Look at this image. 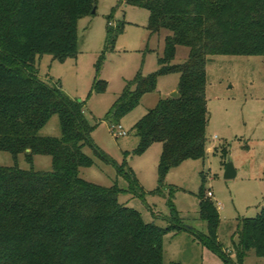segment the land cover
<instances>
[{
    "label": "trees",
    "instance_id": "1",
    "mask_svg": "<svg viewBox=\"0 0 264 264\" xmlns=\"http://www.w3.org/2000/svg\"><path fill=\"white\" fill-rule=\"evenodd\" d=\"M99 0H0V150L15 157L48 154L53 170L37 172L0 167V264H165L163 239L168 231L189 230L228 264H242L255 249L264 257V208L244 218L234 235L238 263L219 241L218 207L201 196V217L208 235L177 219L167 228L145 223L141 214L118 199V186L102 187L80 176L93 164L89 145L116 163L93 140L94 127L85 102L70 98L59 84L37 73L35 58L45 53L59 60L79 51L78 22L93 15ZM145 8L152 34L168 30L159 69L139 73L126 84L111 112L112 126L157 89L158 78L179 73L178 97L160 99L136 123L138 151L163 144L160 182L187 159L205 156L209 123L207 63L216 55L264 56V0H120ZM123 24L107 29L114 46ZM178 46L189 48L187 60L173 63ZM105 87H95L98 91ZM53 115L60 118L59 137L40 135ZM120 172L123 169L118 167ZM130 183L137 186L131 176ZM177 264V263H173Z\"/></svg>",
    "mask_w": 264,
    "mask_h": 264
},
{
    "label": "rangeland",
    "instance_id": "2",
    "mask_svg": "<svg viewBox=\"0 0 264 264\" xmlns=\"http://www.w3.org/2000/svg\"><path fill=\"white\" fill-rule=\"evenodd\" d=\"M119 2L99 0L95 14L79 20L76 56L59 60L45 53L35 58L42 80L61 85L70 98L85 102V115L94 127L95 144L116 163L86 145L84 152L93 164L82 167L80 176L102 187L118 186L119 201L137 210L145 223L167 228L179 219L188 228L208 235V224L201 217L204 195L218 207L222 248L233 263H238L239 239L234 235L237 226L244 218H255L264 208V56L210 57L205 156L185 160L172 168L161 183L159 164L163 144L155 141L138 151L140 138L133 127L160 99L178 90L180 74L159 76L157 89L145 94L134 109L121 117L120 124L127 135L114 134L110 115L117 98L139 73L147 76L159 69L165 39L170 35L168 30L151 33L147 9ZM109 21L113 26L123 24L111 48H107ZM188 56L189 48L178 46L173 63H183ZM102 86L105 88L100 91L95 89ZM61 134L58 115H53L40 130V135L46 137ZM228 162L237 171L233 178L225 177ZM0 167L50 172L53 160L48 154H33L30 159L27 153L15 157L0 150ZM130 172L137 186L126 176ZM163 246L165 264H228L187 229L168 231ZM242 264H264V257L252 249Z\"/></svg>",
    "mask_w": 264,
    "mask_h": 264
},
{
    "label": "water",
    "instance_id": "3",
    "mask_svg": "<svg viewBox=\"0 0 264 264\" xmlns=\"http://www.w3.org/2000/svg\"><path fill=\"white\" fill-rule=\"evenodd\" d=\"M95 12H96V9L93 10V14H95ZM178 95H179V93L177 90L171 93L172 97H178ZM236 175H237V171H236L233 163L228 162L227 166H226L225 177L226 178H233Z\"/></svg>",
    "mask_w": 264,
    "mask_h": 264
},
{
    "label": "built area",
    "instance_id": "4",
    "mask_svg": "<svg viewBox=\"0 0 264 264\" xmlns=\"http://www.w3.org/2000/svg\"><path fill=\"white\" fill-rule=\"evenodd\" d=\"M113 132L116 134V136H125L127 135V131L124 129V127L121 124L113 126ZM208 196H212L211 192H208Z\"/></svg>",
    "mask_w": 264,
    "mask_h": 264
}]
</instances>
